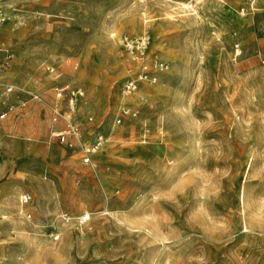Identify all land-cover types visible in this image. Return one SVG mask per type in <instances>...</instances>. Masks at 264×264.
<instances>
[{
	"label": "rangeland",
	"instance_id": "1",
	"mask_svg": "<svg viewBox=\"0 0 264 264\" xmlns=\"http://www.w3.org/2000/svg\"><path fill=\"white\" fill-rule=\"evenodd\" d=\"M0 7V264H264V0ZM125 36L167 64L130 95ZM67 83L73 145L52 134Z\"/></svg>",
	"mask_w": 264,
	"mask_h": 264
},
{
	"label": "built area",
	"instance_id": "2",
	"mask_svg": "<svg viewBox=\"0 0 264 264\" xmlns=\"http://www.w3.org/2000/svg\"><path fill=\"white\" fill-rule=\"evenodd\" d=\"M5 21V15L2 7H0V27ZM124 47L128 49L134 59H137L141 62L140 70L135 73V76H130L123 83V93L125 95L132 94L140 81H152L155 82L158 80V73L162 72L167 68L165 61L160 59H148L147 50L149 47V39L147 37L141 36L139 38L133 39L129 36L123 38ZM51 71H54V68H51ZM2 95L13 94L14 84L9 80L2 81ZM84 91L81 87L72 86L70 83L65 84L64 86L56 87V97L58 100H67V106L65 110H62L59 102L53 106L52 121L56 124L63 122L64 126L62 129L53 131V136L57 137L58 141L62 144L73 145V142L76 139L81 137V128L76 120V114L79 108V101L82 99ZM34 97H37L35 95ZM122 111L124 114L136 115L137 110L131 108L128 105L123 106ZM7 112L4 111L1 113V117H6ZM89 119H92L90 117ZM121 119L119 118V122ZM103 137H99L98 140L86 148H84V160L89 162L92 154L96 151L97 148L105 141ZM23 202H28L30 200V195L24 194L21 198Z\"/></svg>",
	"mask_w": 264,
	"mask_h": 264
},
{
	"label": "bare ground",
	"instance_id": "3",
	"mask_svg": "<svg viewBox=\"0 0 264 264\" xmlns=\"http://www.w3.org/2000/svg\"><path fill=\"white\" fill-rule=\"evenodd\" d=\"M101 137H103V136H101Z\"/></svg>",
	"mask_w": 264,
	"mask_h": 264
}]
</instances>
